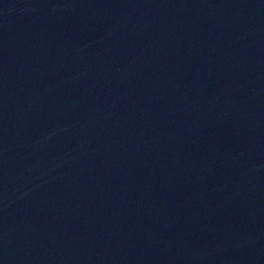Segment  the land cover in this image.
I'll return each mask as SVG.
<instances>
[{"label": "water", "instance_id": "water-1", "mask_svg": "<svg viewBox=\"0 0 264 264\" xmlns=\"http://www.w3.org/2000/svg\"><path fill=\"white\" fill-rule=\"evenodd\" d=\"M0 264H264V0H0Z\"/></svg>", "mask_w": 264, "mask_h": 264}]
</instances>
